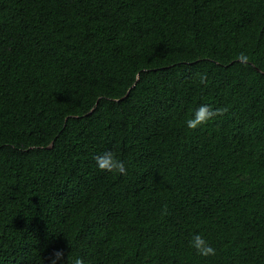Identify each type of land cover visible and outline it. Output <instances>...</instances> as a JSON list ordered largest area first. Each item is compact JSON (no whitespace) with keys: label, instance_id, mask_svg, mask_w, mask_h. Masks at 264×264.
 <instances>
[{"label":"trees","instance_id":"obj_1","mask_svg":"<svg viewBox=\"0 0 264 264\" xmlns=\"http://www.w3.org/2000/svg\"><path fill=\"white\" fill-rule=\"evenodd\" d=\"M56 251L264 264V0H0V264Z\"/></svg>","mask_w":264,"mask_h":264},{"label":"clouds","instance_id":"obj_2","mask_svg":"<svg viewBox=\"0 0 264 264\" xmlns=\"http://www.w3.org/2000/svg\"><path fill=\"white\" fill-rule=\"evenodd\" d=\"M239 59L242 61H247L248 57L240 53ZM200 82L207 86V80L205 76H201ZM227 108H216L213 109L207 104H202L194 110L192 117L187 120V127L195 130L198 126L204 125L212 120L216 115H222L227 112ZM97 166L101 171L126 174L127 170L124 162L117 159L112 152H104L103 154L94 157ZM166 212V209L164 210ZM192 246L195 248L198 255L203 257L214 256L216 254V249L212 247L205 239L199 234L193 236L191 241ZM63 264V252L56 251L52 257L49 258L50 264ZM74 264H85L82 258H76Z\"/></svg>","mask_w":264,"mask_h":264},{"label":"water","instance_id":"obj_3","mask_svg":"<svg viewBox=\"0 0 264 264\" xmlns=\"http://www.w3.org/2000/svg\"><path fill=\"white\" fill-rule=\"evenodd\" d=\"M127 93H128V92H127ZM127 93H126V94H127ZM122 98H123V97H122Z\"/></svg>","mask_w":264,"mask_h":264}]
</instances>
